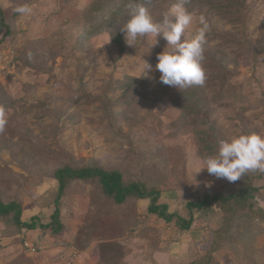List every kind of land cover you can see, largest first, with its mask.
<instances>
[{"label":"rangeland","instance_id":"1","mask_svg":"<svg viewBox=\"0 0 264 264\" xmlns=\"http://www.w3.org/2000/svg\"><path fill=\"white\" fill-rule=\"evenodd\" d=\"M88 1L0 0L5 20L12 30L4 35L5 29L0 27V85L16 105L5 109L7 124L0 132V142L10 137L7 129L14 118L13 127L18 124L19 131L26 128L30 146L44 148L47 152V166L42 172L36 173L37 168L29 173L7 149H0V167L11 182L3 199L16 197L21 203L22 218L37 215L45 223L50 220L51 207H43L42 196L53 186L45 173L51 165L66 162L79 166L96 163L104 167L117 166L126 177L135 178L154 177V170L160 168L167 176L159 184L158 203L166 206V213L175 216L166 221L146 210L147 199L136 200L128 204L134 211V227L125 224L122 234L112 236L115 225L110 224L104 230L98 226V234L90 239L86 248L78 249L74 245L78 231L101 210L109 211L110 206L102 201L99 205L94 203L97 189L93 183L74 181L62 198V232L51 235L36 229L21 231L13 237L0 236V264H104L99 257V244L110 240L120 246V264H186L208 252L215 230L221 224V213L215 203L204 212L194 209L193 223L188 230H182L176 215H188L185 202L199 198L202 193L225 196L241 193L243 182L250 180L260 188L262 195L258 202L264 209V172H249L229 182L209 175L206 168L198 171L204 166V160L197 153L195 137L187 130L173 133L171 122L178 114L171 102L175 90L160 78L147 85L139 84L137 94L127 103L118 100L122 88L115 86L107 92L115 101L114 112L123 110L127 104V115L119 116L116 124L121 133L118 135L104 116L102 103L84 94H101L109 76L130 81L144 77L146 62L153 70L145 77L160 76L155 65L166 41L158 35V43L153 44L155 37L149 34L138 40L136 46H129L124 38L123 48H118L110 44L109 36L103 33L91 37L87 45H81L78 38L83 22L81 10ZM252 2L248 31L251 38H256L264 29V0ZM21 4L32 8L31 15L23 17L14 12ZM173 10L174 6L169 9L170 15ZM193 14L194 29L199 15ZM215 25L221 26L219 22ZM34 39L53 45L54 58L47 60V65L51 66L49 71L25 67L23 55L18 59L20 48ZM207 41L216 43L208 35ZM37 47L40 51V46ZM117 54L120 57L114 61ZM237 57L238 74L233 81L243 85L251 101L250 108L244 112L249 121L247 128L264 135V56L254 64L251 51L244 48L238 51ZM221 128L225 138L242 132L237 119H223ZM128 132L130 136L123 135ZM10 140L12 143L21 141L17 135ZM26 144L20 145L26 148ZM134 150L138 156L132 153ZM117 211L112 209L110 213L116 215ZM119 211L122 215L123 210ZM130 213L126 208L123 215ZM246 228L250 230L241 243L229 242L211 254L212 264H254L245 258V253L258 262L264 261V221L251 222ZM25 242L35 251L25 246Z\"/></svg>","mask_w":264,"mask_h":264},{"label":"trees","instance_id":"2","mask_svg":"<svg viewBox=\"0 0 264 264\" xmlns=\"http://www.w3.org/2000/svg\"><path fill=\"white\" fill-rule=\"evenodd\" d=\"M253 0H182L183 5L192 13L204 15L210 25V32L207 34L210 39H215V44H206L204 48L206 69V80L203 86L192 85L184 89H178L170 86L175 90L171 97L174 108L178 109V114L171 122L173 133L189 131L194 135L196 141V149L198 155L203 158L206 154H213L218 150L219 142L225 139V135L221 128L223 119H237L242 125V132L248 133V119L244 116V112L251 106L250 96L244 89L243 85L234 82L233 79L238 74V57L237 53L240 49L249 48L251 51L254 64H256L262 56H264V29L256 38H251L248 31L249 13L253 7ZM129 0H89L81 10L83 19L81 30L78 34L79 43L87 45L91 37L106 33L109 36V43L118 48H123L124 33L122 31L123 24L129 18L127 16V7ZM138 2L146 5L152 13L154 19L159 21L163 13L175 6L181 0H138ZM14 18V17H13ZM220 23V27L215 25ZM229 25L225 29L224 26ZM0 27L5 29V34L12 32L9 23L5 20V15L0 6ZM52 44V43H51ZM36 45L40 46L38 51ZM29 46V47H28ZM53 45L44 44L41 39L28 41L23 48H20L18 59L24 56V66L33 67L38 71H49L51 66L47 65V60L54 58L52 50ZM26 53V54H25ZM30 55V60H27ZM23 55V56H22ZM120 54L114 56L115 61ZM160 76L154 74L150 77L135 78L130 80H117L113 77L107 79L104 90L101 94L90 95L102 103L104 116L113 130L121 135L119 127L116 125L119 116L126 114L127 104L125 108L119 112L112 110L115 103L107 92L114 90L115 86L122 88L121 97L124 102H129L137 94V86L147 85L153 80H158ZM169 85H167L168 87ZM84 91V90H82ZM85 92V91H84ZM0 106L4 109L14 107L15 100L9 98L0 85ZM15 119L11 123L10 137L0 142V149L5 148L9 151L12 158L18 161V165L31 172H42L47 166L45 163L46 150L44 148H33L32 143L27 139L26 128L19 131L18 124ZM6 127V126H5ZM14 135L18 136L17 143H12L10 139ZM128 137L129 132L123 134ZM25 139V141L23 140ZM23 141V142H22ZM27 143V144H26ZM26 144V148L23 145ZM35 147V146H34ZM137 149V148H136ZM138 150V149H137ZM139 151V150H138ZM135 156V150L132 152ZM131 153V154H132ZM140 153H143L142 150ZM35 156L39 158L36 159ZM24 158L25 161L20 158ZM45 173L52 181V188L49 192L42 196L43 207H51L48 222H41L37 215L29 218H22V207L20 201L14 197L3 199L5 193L10 188V180L5 176L3 168L0 167V236L13 237L21 231L31 232L36 229H42L43 233L47 231L51 235H58L62 232L64 226L61 220L62 198L68 192L69 186L74 181H83L93 183L96 191V205L100 201L110 206L109 211L101 210L96 217L90 220L87 225L81 228L74 240V245L78 249H84L88 245L90 239L97 235L100 226L104 230L106 226L115 225L114 234H122L124 225L134 227V211L129 208V203H133L139 199H147L148 204L146 210L149 213L156 214L166 221H171L175 214L165 212V205L158 203L160 196L159 184L166 180L167 174L160 168L154 170L156 176H147L144 178L126 177L124 171L117 166L104 167L99 164L77 165L71 163H59L57 166L51 165ZM9 173H13L9 170ZM256 177V176H255ZM243 191L241 193L208 194L202 193L199 198L189 199L185 202L188 215L181 216L177 214L179 220L178 227L182 230H188L193 223L192 211L195 209L204 212L213 203L217 204L221 213V224L215 230L208 252L195 260L186 264H212V253L220 249L229 242L243 241L246 237V225L251 222L264 221V209L259 205L258 197L260 188L254 186L250 180L243 182ZM99 203V204H98ZM112 207V208H111ZM129 209L131 213L123 215L125 209ZM112 209L118 210L116 215H112ZM119 210H123L119 215ZM101 215L104 216L101 219ZM122 217V218H121ZM117 221V222H116ZM248 222V223H247ZM235 229V231H234ZM244 243V242H243ZM120 246L117 242L110 240L99 244V257L104 264H120L121 258ZM245 258L254 264H264L258 262L254 257L245 253Z\"/></svg>","mask_w":264,"mask_h":264},{"label":"clouds","instance_id":"3","mask_svg":"<svg viewBox=\"0 0 264 264\" xmlns=\"http://www.w3.org/2000/svg\"><path fill=\"white\" fill-rule=\"evenodd\" d=\"M126 7L129 18L123 24L122 31L129 46H136L138 40L149 34L155 37L153 44L158 43V35L166 41L163 50L157 54L155 65L161 74L160 81L178 89L203 86L206 80L204 48L210 32L205 16H199L193 29L194 14L184 7L182 0L174 6L171 15L165 12L159 21L138 0H129ZM14 12L27 17L31 15L32 8L28 4H21L14 8ZM152 70L153 66L146 62L144 76H149ZM6 124L5 109L0 106V132L5 130ZM203 160L204 166L198 171L206 168L209 175L229 182H235L249 172H264V135L238 132L222 139L218 150L206 154Z\"/></svg>","mask_w":264,"mask_h":264},{"label":"built area","instance_id":"4","mask_svg":"<svg viewBox=\"0 0 264 264\" xmlns=\"http://www.w3.org/2000/svg\"><path fill=\"white\" fill-rule=\"evenodd\" d=\"M25 246H28L31 251H35V248L28 242H25Z\"/></svg>","mask_w":264,"mask_h":264}]
</instances>
